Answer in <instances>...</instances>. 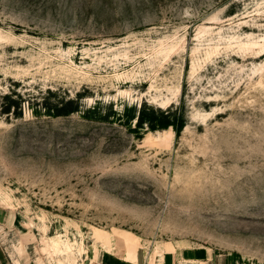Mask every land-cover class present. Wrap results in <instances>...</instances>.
<instances>
[{"label":"rangeland","instance_id":"374dc122","mask_svg":"<svg viewBox=\"0 0 264 264\" xmlns=\"http://www.w3.org/2000/svg\"><path fill=\"white\" fill-rule=\"evenodd\" d=\"M0 245L264 264V0H0Z\"/></svg>","mask_w":264,"mask_h":264},{"label":"crops","instance_id":"0c3cea01","mask_svg":"<svg viewBox=\"0 0 264 264\" xmlns=\"http://www.w3.org/2000/svg\"><path fill=\"white\" fill-rule=\"evenodd\" d=\"M99 264H219L211 250L205 248H184L165 252L152 257L141 251H129L122 255L104 253ZM0 264H15L6 249L0 245Z\"/></svg>","mask_w":264,"mask_h":264},{"label":"bare ground","instance_id":"6f19581e","mask_svg":"<svg viewBox=\"0 0 264 264\" xmlns=\"http://www.w3.org/2000/svg\"><path fill=\"white\" fill-rule=\"evenodd\" d=\"M165 133H168V131H166ZM52 247L55 249V251H60L61 248V240H54L52 243Z\"/></svg>","mask_w":264,"mask_h":264},{"label":"trees","instance_id":"16d2710c","mask_svg":"<svg viewBox=\"0 0 264 264\" xmlns=\"http://www.w3.org/2000/svg\"><path fill=\"white\" fill-rule=\"evenodd\" d=\"M139 119L141 120V115H140V118ZM159 126H160V124H159ZM175 128H176V132L179 134V132L181 131V129H179L177 127H175Z\"/></svg>","mask_w":264,"mask_h":264}]
</instances>
